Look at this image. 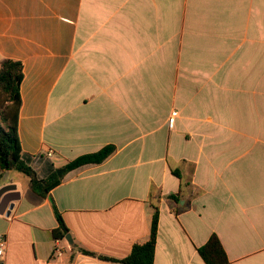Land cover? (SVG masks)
<instances>
[{
  "label": "crops",
  "instance_id": "crops-1",
  "mask_svg": "<svg viewBox=\"0 0 264 264\" xmlns=\"http://www.w3.org/2000/svg\"><path fill=\"white\" fill-rule=\"evenodd\" d=\"M6 59L24 66L18 131L40 179L116 148L46 197L5 173L21 194L0 214L6 264H122L101 256L147 243L156 208L154 264H205L213 234L229 264H264V0H0Z\"/></svg>",
  "mask_w": 264,
  "mask_h": 264
},
{
  "label": "trees",
  "instance_id": "trees-1",
  "mask_svg": "<svg viewBox=\"0 0 264 264\" xmlns=\"http://www.w3.org/2000/svg\"><path fill=\"white\" fill-rule=\"evenodd\" d=\"M24 80V66L21 61L6 59L0 65V181L4 173L17 171L28 177L31 188L41 196H48L49 193L62 183L63 175L60 177L54 173L47 179H40L37 172L29 166L23 158V149L19 138V114L22 107L21 85ZM116 148L113 145L104 147L102 150L78 157L68 163L65 172L78 169L89 164H101L110 157ZM173 173L181 177L179 171ZM182 191L173 194L171 199L180 203ZM55 214L59 222V228L54 230L57 239L65 238L69 229L66 226L61 213L55 207ZM159 230V211L156 208L151 236L147 243L135 245L131 254L125 259L118 260L101 256L104 260L120 262L122 264H154ZM84 253L95 256V253L85 251ZM199 255L205 264H229L228 255L223 244L216 234H213L208 242L198 248Z\"/></svg>",
  "mask_w": 264,
  "mask_h": 264
},
{
  "label": "water",
  "instance_id": "water-1",
  "mask_svg": "<svg viewBox=\"0 0 264 264\" xmlns=\"http://www.w3.org/2000/svg\"><path fill=\"white\" fill-rule=\"evenodd\" d=\"M65 173V169L58 171V175L61 177ZM21 197L20 192L17 190V186L14 184L6 185L0 189V214L10 216L11 210L15 206V201ZM66 239L70 244L73 243L71 236L68 234Z\"/></svg>",
  "mask_w": 264,
  "mask_h": 264
},
{
  "label": "built area",
  "instance_id": "built-area-1",
  "mask_svg": "<svg viewBox=\"0 0 264 264\" xmlns=\"http://www.w3.org/2000/svg\"><path fill=\"white\" fill-rule=\"evenodd\" d=\"M175 115H176V113L171 115V117L169 119V122L171 125L174 124ZM8 244L9 243H8L7 236L5 234H0V264H6Z\"/></svg>",
  "mask_w": 264,
  "mask_h": 264
},
{
  "label": "rangeland",
  "instance_id": "rangeland-1",
  "mask_svg": "<svg viewBox=\"0 0 264 264\" xmlns=\"http://www.w3.org/2000/svg\"><path fill=\"white\" fill-rule=\"evenodd\" d=\"M15 173L17 172V171H14ZM4 175H5V173H4ZM4 175H3V178H4ZM12 175H14V174H12Z\"/></svg>",
  "mask_w": 264,
  "mask_h": 264
}]
</instances>
